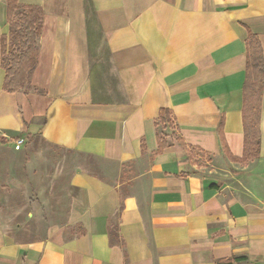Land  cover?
<instances>
[{
  "label": "crops",
  "instance_id": "1",
  "mask_svg": "<svg viewBox=\"0 0 264 264\" xmlns=\"http://www.w3.org/2000/svg\"><path fill=\"white\" fill-rule=\"evenodd\" d=\"M29 5L43 92L3 89L0 42V190L47 223L27 241L0 214V264H264V0ZM248 32L263 82L258 156L242 161Z\"/></svg>",
  "mask_w": 264,
  "mask_h": 264
},
{
  "label": "trees",
  "instance_id": "2",
  "mask_svg": "<svg viewBox=\"0 0 264 264\" xmlns=\"http://www.w3.org/2000/svg\"><path fill=\"white\" fill-rule=\"evenodd\" d=\"M22 8L23 10L19 11L18 0H7L8 32L1 36L0 42L1 67L4 71L3 89L8 92L22 90L28 84L38 59L37 39L41 31L42 10L34 5ZM246 45V80L243 86L242 108L244 127L242 161H249L258 156L263 82V56L257 37L248 32ZM167 116V109L161 108L158 121L168 125ZM159 139L158 150H161L167 144L162 138ZM112 231H110L111 238L117 240L116 229L113 233Z\"/></svg>",
  "mask_w": 264,
  "mask_h": 264
},
{
  "label": "rangeland",
  "instance_id": "3",
  "mask_svg": "<svg viewBox=\"0 0 264 264\" xmlns=\"http://www.w3.org/2000/svg\"><path fill=\"white\" fill-rule=\"evenodd\" d=\"M31 80L32 78L30 77L25 90H36L42 93L43 90L35 88ZM0 192L4 200H1L2 202L0 203L1 218L6 223L5 226L11 228L12 234H15L18 239L27 241L42 237L47 219L43 218L44 215H37L35 212L38 210L37 208H40L38 206L41 204L38 202H24L19 192L14 189H1ZM40 209H43V207Z\"/></svg>",
  "mask_w": 264,
  "mask_h": 264
},
{
  "label": "built area",
  "instance_id": "4",
  "mask_svg": "<svg viewBox=\"0 0 264 264\" xmlns=\"http://www.w3.org/2000/svg\"><path fill=\"white\" fill-rule=\"evenodd\" d=\"M22 143H23V139L22 138H16L14 140V146H13V148L14 149H19L22 146Z\"/></svg>",
  "mask_w": 264,
  "mask_h": 264
}]
</instances>
